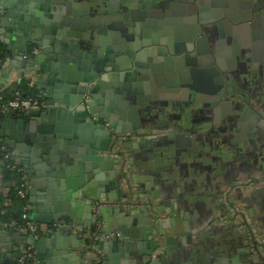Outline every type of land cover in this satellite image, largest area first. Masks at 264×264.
<instances>
[{"label": "crops", "instance_id": "obj_1", "mask_svg": "<svg viewBox=\"0 0 264 264\" xmlns=\"http://www.w3.org/2000/svg\"><path fill=\"white\" fill-rule=\"evenodd\" d=\"M17 1L0 0V5L10 8ZM90 1H82L81 4H86L87 9L93 5ZM106 1L114 8L119 3V0H103V3ZM2 15L1 10L0 18ZM240 15L233 12L231 17L237 20ZM106 16L101 20H106ZM179 18L175 17L177 24L181 23ZM103 24L101 22V27ZM178 31L172 27L169 29L172 35H179ZM86 32L87 38L91 40L92 31ZM104 32V37L109 38V30ZM39 33L29 18L27 22L19 20L14 25L8 21L0 22V54L4 55L0 65V92H30L37 97L38 89L41 88L42 95L48 96L46 91L55 90V85L60 84V94L69 97V110H79L80 99L73 93L75 87L58 82L57 74L50 71L38 68L30 72L27 63H24V56L19 55V48L30 42L33 36H39ZM168 35L162 32L159 36L154 34L153 38L148 36L150 45L138 52L134 51L130 61L123 58L127 49L122 53V44L113 46L106 42L108 45L104 44L97 65L111 68L112 73L134 74L129 76L131 79L127 82L121 78L114 86L108 81L112 73H101V78H105L104 84L96 95L97 99L92 102V115H87L91 120L90 126L102 125L103 120H107L117 127L121 113L119 105L107 111L110 103H119L114 96L119 97V90L128 83L143 87L141 97L149 102L146 107L144 104L139 105L142 129L132 132L137 138L125 144L123 151L136 194L140 200L149 203L152 212L148 207L140 208L142 213L133 216L132 210L119 208L117 204L125 199L126 189L119 166L110 156L109 150L102 154L105 159L102 163L82 160L85 153L83 150L80 152L78 146H67L63 150L66 155L61 160L56 155L40 152L14 156L27 181L29 217L32 214L53 217L51 225L62 224L64 227L58 232L65 233L64 238L70 237L68 242L64 238L53 242L47 240L42 251L32 250L36 264H92V256L84 252L82 234L93 230L97 223L91 208V202L95 200L114 204L112 208L101 209L98 217L101 231L106 236L111 235L98 243L105 264L108 262L107 257L116 264H255L249 255L246 238L237 224L228 221L221 223L219 217L227 213L223 200L229 191L230 202L244 208L249 214L264 248V66L260 65V61V64L256 62L257 67H249L248 63L244 68L248 73L236 72L238 88L223 87V81L231 83L228 77H217L209 82L210 92L213 90L217 98H224L223 101L229 103L230 107L227 108L228 112L218 106L215 109L217 114L214 124L223 133H217L212 144L215 149L205 151L206 144L199 133L207 123L203 121L207 113L205 109L208 108L206 104L202 107V101L198 99L199 108L191 110L186 103L157 101L158 87L163 88V95H167L174 92L172 89L177 88V84L183 86L189 83V66L202 65L204 58L201 54L196 58L197 54L191 53L192 46L186 43L185 48H182L187 51L185 58L176 57L175 62L172 43L176 40L167 38ZM255 50L264 52V42ZM257 51L259 56L260 52ZM118 61L123 63L122 69L118 68ZM157 66H164V72ZM244 75H249L247 77L250 80L246 81ZM193 79V86H196L200 78L193 75ZM23 84L27 88L26 92L23 91ZM64 85L70 89L67 93L62 91ZM226 91V95L223 94ZM175 92L180 94L179 90ZM213 95L210 99L216 98ZM186 96L183 91L181 98ZM192 112L200 118L193 125L197 132L195 137L199 141L198 150L193 152L188 148V135L185 134L190 126L188 118ZM241 114L238 127L227 125L226 116L239 119ZM82 121L74 117L64 120L62 129L67 135L81 137L87 130ZM7 150L12 154L11 150ZM13 185L11 173L6 175L4 169L0 168V199H4V203ZM113 233L117 237H113ZM25 237L21 229L0 227V264L10 260L17 264L28 247ZM165 237H172L169 245ZM160 251H163L162 255L158 254Z\"/></svg>", "mask_w": 264, "mask_h": 264}, {"label": "water", "instance_id": "obj_2", "mask_svg": "<svg viewBox=\"0 0 264 264\" xmlns=\"http://www.w3.org/2000/svg\"><path fill=\"white\" fill-rule=\"evenodd\" d=\"M80 6L85 9L86 4L82 3ZM76 8H78L77 3L70 0H18L17 4L14 3L10 8L0 5V11H3V15L0 18L1 23L8 21L14 25L19 20L27 22L29 18L33 27L40 31L39 36H33L30 42L23 44L22 48H19V55L24 56L23 60L24 63H27L29 71L33 72L41 68L44 71L57 74V81L59 80L62 83H66V85L70 84V86L75 87L73 93L80 99L78 105L80 109L71 112L69 110V97H67V94L61 95L60 90H58L61 86L56 84L55 90L48 89L46 91L48 96L42 95L43 90L41 88L38 89L37 97L45 102L43 108L21 115L11 113L0 116V144L11 150L14 156L23 155L25 152H32L33 155L40 152L51 156L56 155L58 160H61L66 155L63 150L67 146H78V150L80 152L83 150L82 152L85 153L81 157L82 160L102 163L105 160L102 154L108 150L112 131L130 132L137 129L136 126L119 129L118 126L116 127L111 123L109 130L105 129L103 125H89L91 120L87 115L88 113L91 114L92 102L97 99L96 95L100 87L103 86V80L105 79L98 78L102 69L97 65V62L102 57L101 53L104 50V43H120L126 50L130 45L125 43V39L133 40L134 38L131 35V31L123 24L120 16L117 15L103 20L104 26L97 29L95 22L98 21V17L92 18L90 17L92 14L88 11H75L74 9ZM72 15L85 17L73 18ZM106 29L109 30L107 33L109 38L104 37ZM86 30H95L97 32V34H94V39L90 40L87 38ZM113 36L115 39H113ZM31 45L36 46L39 50L36 54L29 56L28 48ZM98 45L99 48H92ZM126 53L131 55L129 51ZM118 68L122 69L120 61H118ZM128 76V73H112L109 75L108 81L116 86L121 78L126 79ZM68 90L70 89L64 85L62 91L67 93ZM110 104L112 107L110 106L107 111H112L113 107L119 105L116 102ZM130 104H133V102H130ZM139 104L135 103L132 106L134 113H136L135 105ZM123 105L120 103V110ZM73 117L78 118L80 121L83 120L82 122L86 124L87 130L83 132L81 137L75 136V134L67 135L65 134L67 132L62 129L65 124L63 123L64 120L68 121ZM105 121L107 123V120H103V123ZM189 140L187 139V141ZM97 153H101V155H97ZM0 168L4 169L6 175H9V170L1 162ZM141 213L142 211L139 209L131 211L133 216ZM29 218L37 224H46L48 226L53 221V217L36 214H32ZM119 230L121 231L122 228ZM23 232L27 239L26 246H31L33 251H42L47 240L51 242L60 241L66 235L62 232H55L45 234L38 240H34L31 235L25 231ZM121 233L124 234L125 232L121 231ZM113 237H117V234H114ZM69 238L67 236L64 239L68 242ZM171 241L172 237H165L167 245ZM158 254L162 255L163 251ZM37 256L40 258L39 253ZM107 259V264H116L110 257H107ZM4 264H13V260Z\"/></svg>", "mask_w": 264, "mask_h": 264}, {"label": "flooded vegetation", "instance_id": "obj_3", "mask_svg": "<svg viewBox=\"0 0 264 264\" xmlns=\"http://www.w3.org/2000/svg\"><path fill=\"white\" fill-rule=\"evenodd\" d=\"M82 1L87 0L72 1L76 2L78 5V8L74 10L79 12L85 10L92 14V18L98 17L97 23L95 22L97 29L101 28L100 24L103 22L101 19L105 18V15H107L106 19L118 15L121 17L125 27L131 31V35L134 39H125V43L130 45L126 51H129L131 55L123 53L125 48L121 47V52L124 54L123 58H125L124 60L130 61L134 51L138 52L144 49V47L149 46L150 41L147 39L148 36L151 35L153 38L154 34L159 36L162 32L167 33V35L169 34L167 38L176 40L172 43L174 45L172 54L174 61L176 57L179 56H184L183 58H185L187 51H183L182 48H185L186 43L188 46H192L193 51L191 53L197 54L196 58H199V54L204 57L201 61L203 62L202 65L189 66L187 70L188 76H190L189 83L183 86L177 84V88L173 87L172 89L174 92L167 95H163L161 93L163 88L158 87V90H160L158 91L157 96L159 100L157 101L165 100L169 101L171 104L186 103L191 110H193L194 107L197 109L199 108L198 99L202 101V107L206 104L208 108L205 109L207 113L204 115L205 117L203 116V121L207 123L205 124V129L200 131L199 134L201 135L203 143L206 144L205 151H210L212 148L215 149V147H212L214 139L217 137V133H223L221 129H217V126L215 127L214 120L217 114L215 113V109L218 106L220 108H225L226 112H228L230 106L229 103L223 101L224 98H217V93L213 95V90L212 93L210 92L211 88L209 87V82L213 81L215 78L217 79V77H223V79L228 77L231 83L226 84V82L223 81V87L238 88L240 86L238 85V80L235 78L236 72H243V74L245 72L248 73V71H244L248 63H250L249 67H257L256 62L259 64L262 62L260 65L264 66V52L255 50V47L264 42L262 35L264 34V0H119L116 8L109 6L107 1L103 3V0H89L93 5L89 6L87 10L80 6ZM233 12L239 15L241 14L237 20L231 17ZM108 14H111V16ZM178 16L180 17L179 19H181V23L179 24L175 22V17ZM171 27L179 30V35L178 33H174V35L170 34L169 29ZM94 34H97L95 30L92 31V39H94ZM168 40L170 39H167V41ZM109 44L115 46L113 43ZM166 47L168 49L169 46L167 45ZM92 48L97 49L99 45ZM33 49H37V52L39 50L36 46L29 47V56L33 55L31 53ZM255 51L261 53H259L260 57ZM191 53L189 54L190 57L193 56ZM156 68L164 72V66L162 68L157 66ZM101 69L102 72L99 73L98 78H101V73H112L111 68L107 70V67L102 66ZM128 74L132 77L134 72ZM193 75H196L197 79L200 78L196 81V86H193V82H195L193 81ZM129 76L125 79V82L131 79ZM247 76L249 75H244V78H247L246 81L250 80V76ZM218 86L217 89L219 88ZM121 88L122 89L119 90V97L115 98H119V105L120 103L124 104L121 110L119 106L121 113L119 114L120 121L117 123V126L119 129L122 127L132 128L135 126L137 128L130 132L112 131V133L129 134L130 140L122 143L119 147V150L124 153L123 146L127 143H131L137 138L135 135H132V132H138L142 129L139 120V105L144 104L146 107L149 101L147 102L142 99L141 92L143 87L140 85L128 83L126 87L122 86ZM164 88H166V86ZM167 89L169 90L171 88L167 87ZM217 89L215 90L218 91ZM177 90L180 91L179 95L175 92ZM183 91L187 96L182 99L181 93H183ZM226 93L227 91L223 94L226 95ZM212 95L214 97L216 96V98L210 99ZM160 96L164 97L160 98ZM176 96H178V98ZM130 102H133V104H130ZM135 103H140L137 106L135 105L137 114L132 110V106ZM133 114L135 115L133 116ZM190 114H192V116L188 118L190 126L185 134L188 135V139H191L188 142V148L193 152L198 150L197 147L199 142L195 137L197 132L193 125L195 121H199L200 118L195 117L193 112ZM239 116V119L226 116L225 121L228 122L227 125L238 127L239 121L242 119V114ZM102 125L105 129H110V122L103 123ZM110 143L108 150L111 148ZM145 202L148 203L147 201ZM119 208L122 209V207ZM144 208H147V206Z\"/></svg>", "mask_w": 264, "mask_h": 264}, {"label": "built area", "instance_id": "obj_4", "mask_svg": "<svg viewBox=\"0 0 264 264\" xmlns=\"http://www.w3.org/2000/svg\"><path fill=\"white\" fill-rule=\"evenodd\" d=\"M37 49L31 51L32 54H36ZM45 106L44 100L36 96H22L19 93H15L11 100L6 102H1L0 98V116L7 114H26L32 110H39ZM130 136L128 133H112L109 154L114 158L119 164V170L122 176V181L126 189V197L122 203L117 204L125 210L140 209L147 206L150 209V205L143 200H140L136 194L135 188L131 182L127 164L126 155L119 150L122 143L127 142ZM0 153L2 158L0 162L5 165L9 172L20 171V163L3 145H0ZM14 186V185H13ZM27 181L23 173L20 178V183L16 191V196L19 199H26V203L22 206V213L20 217V222L10 221L8 223H0V227H6L11 229H21L31 235L34 240H37L45 234H51L60 231L64 226L60 223L53 225H43L37 224L30 220L28 214L27 205ZM224 205L226 207V215L219 217V221L233 222L237 224L238 228L243 232L249 255L255 264H264V248L259 239V235L254 225L252 219L250 218L247 211L236 205H233L229 200V191L225 194ZM4 206L10 207L11 202L6 197ZM114 204L106 200H95L91 202L92 211L97 218V223L91 231H87L82 234L84 240V252L92 256V264H105V258L98 248V243L111 235H104L101 231L100 222H98V217L101 209L112 208ZM118 206V207H119ZM151 210V209H150ZM152 212V210H151ZM113 236V235H112ZM17 264H36L34 255L32 253V247L28 246L25 250L23 257L19 258Z\"/></svg>", "mask_w": 264, "mask_h": 264}, {"label": "trees", "instance_id": "obj_5", "mask_svg": "<svg viewBox=\"0 0 264 264\" xmlns=\"http://www.w3.org/2000/svg\"><path fill=\"white\" fill-rule=\"evenodd\" d=\"M3 60H4V55L0 54V65L3 62ZM22 88H23V91L26 92L27 88L24 84ZM19 94H21L22 96H34L30 94V92H28L27 94H23L21 91H19ZM14 95H15L14 93L7 94L5 92H0L1 102H6L8 100H11L14 97ZM1 158H2V155L0 153V159ZM19 168H21L20 171L11 172V175L14 181V186L12 187V189H10L9 194L7 196V198L11 202V206L10 207L4 206V199L3 200L0 199V223H8L10 221H15L17 223L20 222L22 206L26 203V199H19L16 196V191L20 183V178L23 175V170H22L21 165L19 166ZM2 211L4 212L1 213Z\"/></svg>", "mask_w": 264, "mask_h": 264}]
</instances>
